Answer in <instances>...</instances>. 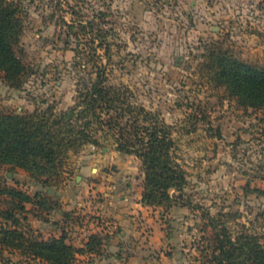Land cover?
Segmentation results:
<instances>
[{"label": "rangeland", "instance_id": "1", "mask_svg": "<svg viewBox=\"0 0 264 264\" xmlns=\"http://www.w3.org/2000/svg\"><path fill=\"white\" fill-rule=\"evenodd\" d=\"M15 2L20 22L14 48L26 71L10 84L0 70V112H65L105 64L107 84L128 87L135 104L173 127L175 154L188 179L183 190H171L170 200L144 204L141 160L119 151L101 132L98 144L72 151L49 183L70 173V160L78 158L94 168L80 190L91 208L105 203L103 190L116 184L117 194L129 191L133 234H142L144 259L153 257L156 264L164 253L180 264H207L215 237L211 217L235 235L248 232L264 240V106L247 105L205 69L214 43L236 60L264 67V0ZM29 174L0 166V222L17 218L37 233L20 220L28 211H21L19 193H34ZM38 178L40 184L46 180ZM90 211L78 218L96 217ZM80 255L72 264L92 263L90 255ZM30 262L0 248V264Z\"/></svg>", "mask_w": 264, "mask_h": 264}, {"label": "trees", "instance_id": "2", "mask_svg": "<svg viewBox=\"0 0 264 264\" xmlns=\"http://www.w3.org/2000/svg\"><path fill=\"white\" fill-rule=\"evenodd\" d=\"M18 10L15 0H0V70L10 84L26 71L14 48L19 40ZM206 60L205 69L212 81L229 87L247 105L264 106V67L232 58L219 43L211 45ZM107 80L108 66L100 64L97 80L80 90L76 103L59 114L52 110L0 112V166L24 169L36 179L45 176L42 183L48 184L47 179L62 173L64 160L72 151L88 143L98 144L102 132L113 139L119 151L141 160L144 204H161L171 199L172 189L183 190L188 183L187 171L175 154L173 127L135 104L128 87L107 84ZM19 195L23 198L20 209L25 212L33 197ZM210 225L215 237L211 254L205 256L207 264H264L261 236L248 232L235 235L215 217ZM102 245L99 235H92L84 248H77L66 236L46 240L32 230L28 232L17 218L9 224L0 222V248L19 252L32 261L30 264H72L78 254L98 253Z\"/></svg>", "mask_w": 264, "mask_h": 264}, {"label": "crops", "instance_id": "3", "mask_svg": "<svg viewBox=\"0 0 264 264\" xmlns=\"http://www.w3.org/2000/svg\"><path fill=\"white\" fill-rule=\"evenodd\" d=\"M90 158L92 157L88 159ZM88 164L89 162L81 163L78 158H73L70 160V173L63 172L64 176L58 182L48 184H40L29 174V185L34 192H29L33 200L27 203L26 208V219L30 227L46 240L66 236L68 243L80 248L86 246L92 235H99L103 239L100 252L80 255L82 259L90 255L91 264H156L157 260L153 257L144 259L142 234H133L132 218L128 214L131 212L129 191L117 194L118 184L103 190L106 201L94 205V208L89 206V202L81 200L84 198L80 192L81 184H87L86 180L94 170ZM100 171L101 166L97 168V176L101 175ZM94 192L95 190L91 193ZM91 209L96 217L91 220L89 217L78 218V215H87ZM116 229H122V232L117 233ZM161 263L180 264L176 257L167 256L165 253L158 261V264Z\"/></svg>", "mask_w": 264, "mask_h": 264}]
</instances>
